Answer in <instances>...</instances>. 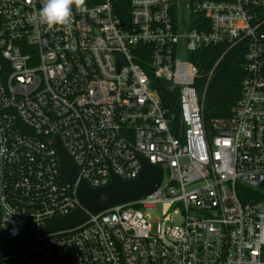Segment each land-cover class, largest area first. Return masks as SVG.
Wrapping results in <instances>:
<instances>
[{
  "label": "built area",
  "instance_id": "built-area-1",
  "mask_svg": "<svg viewBox=\"0 0 264 264\" xmlns=\"http://www.w3.org/2000/svg\"><path fill=\"white\" fill-rule=\"evenodd\" d=\"M88 1L49 28L44 0H0V264H264V0H127L126 22L123 0ZM214 47L242 50L245 76L231 117L207 123L217 63L197 61ZM141 160L163 171L153 193L81 207L79 182L135 180Z\"/></svg>",
  "mask_w": 264,
  "mask_h": 264
},
{
  "label": "trees",
  "instance_id": "trees-1",
  "mask_svg": "<svg viewBox=\"0 0 264 264\" xmlns=\"http://www.w3.org/2000/svg\"><path fill=\"white\" fill-rule=\"evenodd\" d=\"M89 3L85 0V3ZM126 13L117 10L121 21H127V0H123ZM224 47L204 48L198 55L197 64L206 74L217 63L203 100V112L208 123L215 119L231 117L240 97L241 83L244 73V53L238 48L225 52ZM162 92L159 94L167 115L173 119L172 126L179 127V99L177 90L167 83H161Z\"/></svg>",
  "mask_w": 264,
  "mask_h": 264
},
{
  "label": "water",
  "instance_id": "water-1",
  "mask_svg": "<svg viewBox=\"0 0 264 264\" xmlns=\"http://www.w3.org/2000/svg\"><path fill=\"white\" fill-rule=\"evenodd\" d=\"M59 157V169L63 179L74 186L76 183L75 168L58 141L54 143ZM142 171L140 175L132 181H121L115 176L111 177V182L101 188L91 189L86 183L79 182L76 186V196L83 209L91 214H97L107 210L109 207L127 202H136L141 197L153 193L160 185L163 177L161 168L154 167L144 160H141ZM87 219V214L81 210H76L69 216L53 221L44 230L50 232L72 228Z\"/></svg>",
  "mask_w": 264,
  "mask_h": 264
},
{
  "label": "clouds",
  "instance_id": "clouds-1",
  "mask_svg": "<svg viewBox=\"0 0 264 264\" xmlns=\"http://www.w3.org/2000/svg\"><path fill=\"white\" fill-rule=\"evenodd\" d=\"M85 0H44V5L39 13L41 21L49 28L64 26L70 23L73 16V7L81 8ZM13 213L7 216L9 219Z\"/></svg>",
  "mask_w": 264,
  "mask_h": 264
},
{
  "label": "rangeland",
  "instance_id": "rangeland-1",
  "mask_svg": "<svg viewBox=\"0 0 264 264\" xmlns=\"http://www.w3.org/2000/svg\"><path fill=\"white\" fill-rule=\"evenodd\" d=\"M157 211H158V209H157ZM149 213V212H148ZM153 215V214H152Z\"/></svg>",
  "mask_w": 264,
  "mask_h": 264
}]
</instances>
